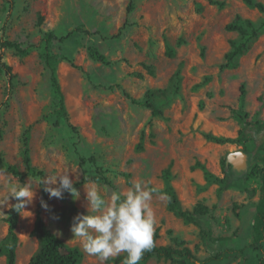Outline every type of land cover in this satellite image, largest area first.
I'll list each match as a JSON object with an SVG mask.
<instances>
[{"label":"rangeland","instance_id":"374dc122","mask_svg":"<svg viewBox=\"0 0 264 264\" xmlns=\"http://www.w3.org/2000/svg\"><path fill=\"white\" fill-rule=\"evenodd\" d=\"M238 15L252 21L258 35L233 67L223 69L230 42L242 40L227 30ZM7 20L8 38L29 54L4 51L17 75L12 92L8 77L0 73V244L16 200H8L9 187L21 183L8 167L15 166L25 183L31 180L35 191L20 215L17 264H27L39 248L38 238L30 235L39 206L52 232L83 253L82 264H99L71 231L73 218L88 214L84 184L91 180L105 198L134 182L159 188L151 202L155 230L161 234L158 245H171L168 231H173L191 249L198 247L196 255L206 264H259L264 246L255 248L252 226L261 179L251 170L264 165V12L244 0H14L10 12L8 1L0 0V37ZM49 32L72 36L47 43ZM53 72L75 129L59 108ZM28 128L30 158L42 177L28 172L24 163ZM205 133L237 142L219 145L205 139ZM229 156L243 169L230 173L224 187L210 175L223 178L221 162ZM81 157L96 162L81 164ZM66 172L75 184L86 178L76 187L79 200L68 192L63 199L42 193L43 179ZM170 189L183 210L207 205L211 215L202 224L225 240L210 245L198 225L172 213ZM126 255L107 264H123L116 260ZM0 264H6V257H0ZM147 264L177 263L152 258Z\"/></svg>","mask_w":264,"mask_h":264},{"label":"trees","instance_id":"16d2710c","mask_svg":"<svg viewBox=\"0 0 264 264\" xmlns=\"http://www.w3.org/2000/svg\"><path fill=\"white\" fill-rule=\"evenodd\" d=\"M10 12L14 9V0H7ZM246 5L249 7H253L260 12H264V3L256 0H244ZM213 4H217L223 6V3L212 1ZM133 2L131 1L130 6L128 7V11H132ZM43 18H40L39 24L41 25ZM227 30L230 32H237L242 36V40L240 42L231 41L230 42V50L225 54V64L222 65V68H231L233 67L238 59L245 54L247 49L249 48V42L258 35V29L254 27V24L250 20H243L241 16H237L236 22L231 23L227 26ZM79 31V30H78ZM8 20L5 22L2 28V34L0 37V73L5 74L9 80V92H12L14 89V80L17 75L14 73L13 67L8 64L5 60L4 51L6 49H13L18 54L22 56H27L29 54L28 50L23 49L22 46L14 41H11L8 38ZM72 36V33L67 36L58 37L53 32H49L45 34L44 40L47 43H50L52 40H58L60 42L67 41ZM74 66V64H72ZM76 67V66H74ZM52 83L53 87L56 89L57 94L59 95V108L62 112V115L68 120V113L65 106V96L62 91V88L58 82V78L55 72L52 73ZM246 95L244 86L241 87V96L244 97ZM146 107L152 109L153 115H157L158 112L154 108V105L151 101H146L144 103ZM68 125L75 129V127L67 121ZM264 127V126H263ZM31 128H28L23 137V155H24V163L28 172L43 176L42 172H38L34 166L32 165V161L30 158L29 152V134ZM241 135L243 133L241 132ZM205 139L210 142H214L219 145L223 144H233L236 143L237 140L229 137H219L215 136L211 133L204 134ZM262 150L264 151V143L261 145ZM231 159V158H230ZM232 161V160H231ZM81 164L86 163H95L96 158H80ZM2 159L0 158V170ZM222 172L223 178H218L214 175H210L211 178L215 180V182L220 183L224 187H226L230 181V173L234 172L240 174L241 172L236 170L231 162H229L228 158L222 160ZM236 166V165H235ZM237 167V166H236ZM8 170L14 175L20 177V181L22 184L25 183V176L21 175L15 166H9ZM97 173L100 175L104 174V171L97 167ZM251 173L255 174L261 179L260 185V199L256 206V215L254 218V223L252 226L253 230V240L254 246L257 250H260L264 246V165L259 166L255 165ZM124 177L128 178V174H123ZM86 182V178H83L80 182L75 184V187H78ZM43 185V184H42ZM44 194V187L42 190ZM168 208L169 210L183 218L184 220L194 223L200 227V233L204 241H207L210 245H217L222 243L225 238L215 237L214 233L211 229L206 228L201 220L205 217L211 215V209L205 205L204 203L196 204L192 210H183L180 204V200L173 189L168 190ZM18 201L15 200V205ZM20 212H17L14 207H11L7 212L6 223L8 225V234L6 238L0 244V257H6V264H17V249L19 245V237L17 234V228L20 220ZM170 236V240L172 242L171 245H158L157 241L160 239V228L156 229L154 232V246L150 251L144 253L143 258L139 262V264H147L148 261L152 258H157L158 260L165 262H172L177 264H206L205 262L199 260L196 255L198 251V247L195 250L191 249L188 246V243L182 238L173 235V231H168ZM32 237H37L39 240V248L37 252L30 258L27 264H82L84 255L78 249L69 246L63 239L58 237L55 233L47 225L45 219L42 215V207L39 206L36 220L34 223V227L30 234ZM222 255L215 257V259L221 258ZM124 258L119 257L116 260V263L123 261ZM259 264H264V256L259 257Z\"/></svg>","mask_w":264,"mask_h":264},{"label":"clouds","instance_id":"9594fccd","mask_svg":"<svg viewBox=\"0 0 264 264\" xmlns=\"http://www.w3.org/2000/svg\"><path fill=\"white\" fill-rule=\"evenodd\" d=\"M41 183L47 185L44 191L50 198L63 199L64 193L68 192L74 200L80 199L81 193L68 172L49 176ZM84 189L88 214H77L71 225V231L75 239L80 240L83 250L96 256L99 264H107L121 253L127 254L123 264H139L144 253L154 246L157 219L151 202L160 189L150 186V182H134L127 190L114 191L108 198L95 180L85 183ZM34 196L31 180L25 184L13 183L9 187L8 200L11 197L18 201L12 206L17 212L25 211ZM160 198L164 199L165 195L161 194ZM42 206L48 207L46 202H42Z\"/></svg>","mask_w":264,"mask_h":264},{"label":"water","instance_id":"95a60500","mask_svg":"<svg viewBox=\"0 0 264 264\" xmlns=\"http://www.w3.org/2000/svg\"><path fill=\"white\" fill-rule=\"evenodd\" d=\"M237 154H238V153H237ZM239 154H243V153H242V152H239ZM243 155H244V154H243ZM230 157H231V156L228 157V160H229V162H231V163L233 164V166L235 167V169L238 170V171L242 170L243 167H240V168H239V167H236L235 164H234V162H232V161L230 160Z\"/></svg>","mask_w":264,"mask_h":264},{"label":"bare ground","instance_id":"6f19581e","mask_svg":"<svg viewBox=\"0 0 264 264\" xmlns=\"http://www.w3.org/2000/svg\"><path fill=\"white\" fill-rule=\"evenodd\" d=\"M239 154V153H238ZM243 157H244V159H243V161L245 160V156L243 155V154H241ZM236 158H237V156H236ZM236 158H234V160L236 159ZM231 160V159H230ZM236 161V160H235ZM240 166V165H239ZM242 166V165H241Z\"/></svg>","mask_w":264,"mask_h":264}]
</instances>
